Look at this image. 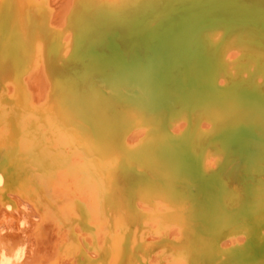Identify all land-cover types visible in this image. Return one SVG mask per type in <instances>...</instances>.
Masks as SVG:
<instances>
[{"label":"bare ground","instance_id":"1","mask_svg":"<svg viewBox=\"0 0 264 264\" xmlns=\"http://www.w3.org/2000/svg\"><path fill=\"white\" fill-rule=\"evenodd\" d=\"M71 1L0 0V264H264V0Z\"/></svg>","mask_w":264,"mask_h":264},{"label":"rangeland","instance_id":"2","mask_svg":"<svg viewBox=\"0 0 264 264\" xmlns=\"http://www.w3.org/2000/svg\"><path fill=\"white\" fill-rule=\"evenodd\" d=\"M72 3H71V7H70V15H71V19H73L71 22H70V28L72 29V31L73 32H77L78 30H79V32H80V27L78 28V30H77V24L76 23H74V20L76 19V16H75V13H79V14H76V15H79V17H81V14H82V12H84L85 13V16H87V18H88V16H90V20H91V18H93L91 21H93V20H95L96 22H97V16H98V18H100L99 17V15L97 14L98 12H100V11H97L96 9H95V11H93L92 9L89 11V10H87V8H88V6H89V4H88V0H73V1H71ZM95 2H97L98 3V0H94V3ZM100 4V3H99ZM99 4L98 5H96V7L97 6H99ZM88 5V6H87ZM109 6V5H108ZM83 8V9H82ZM78 10H79V12H78ZM81 10V11H80ZM87 12V14H86V12ZM102 11H105L106 12V14L109 12L110 13V11H111V7H107V9H105V10H102ZM81 12V13H80ZM80 19V18H79ZM78 19V20H79ZM220 260V258H217L216 260H215V262H217V261H219Z\"/></svg>","mask_w":264,"mask_h":264}]
</instances>
